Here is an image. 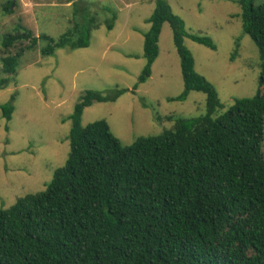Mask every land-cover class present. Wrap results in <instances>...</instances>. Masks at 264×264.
<instances>
[{
  "label": "trees",
  "instance_id": "trees-1",
  "mask_svg": "<svg viewBox=\"0 0 264 264\" xmlns=\"http://www.w3.org/2000/svg\"><path fill=\"white\" fill-rule=\"evenodd\" d=\"M243 31L259 48L260 89L236 100L222 116L215 86L196 71L184 39L215 49L206 37L190 35L166 0H158L144 33L146 67L152 75L164 24H169L181 59L185 90L207 96L205 115L174 119V128L124 146L105 120L82 125L94 103H115L128 93L87 91L76 105L70 155L46 191L0 209V264H264V4L240 0ZM9 12V7L6 8ZM58 42L8 35L3 49L27 41L42 54L88 48L100 25L88 9ZM113 23L108 27L112 28ZM239 47V44H238ZM25 49L5 57L3 71L14 75ZM11 120L14 107H2Z\"/></svg>",
  "mask_w": 264,
  "mask_h": 264
},
{
  "label": "rangeland",
  "instance_id": "rangeland-1",
  "mask_svg": "<svg viewBox=\"0 0 264 264\" xmlns=\"http://www.w3.org/2000/svg\"><path fill=\"white\" fill-rule=\"evenodd\" d=\"M240 0H166L190 35L209 38L215 49L184 39L195 59L196 71L218 91L223 109L236 100L250 99L260 89V52L244 33ZM158 0H0V209H8L27 195L44 192L55 172L67 162L71 147V119L87 91L110 94L127 89L115 103H94L84 111L82 125L105 120L124 146L141 137L159 136L174 128V119H191L207 112V96L191 92L186 101H172L183 94L181 59L169 24H164L159 57L144 83L146 67L144 33ZM264 0H255L263 5ZM9 7V12L6 8ZM82 9L97 17L88 48L57 49L44 56L48 42H29L3 49L6 36L46 35L58 42L80 21ZM113 23L112 28L108 25ZM239 44V47H238ZM25 49L17 72L5 74L2 60ZM264 91V87H262ZM14 107L11 120L2 107ZM264 155V143H263Z\"/></svg>",
  "mask_w": 264,
  "mask_h": 264
}]
</instances>
